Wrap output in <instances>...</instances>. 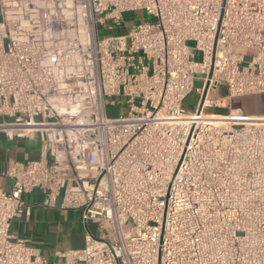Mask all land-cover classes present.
Instances as JSON below:
<instances>
[{
	"label": "built area",
	"instance_id": "obj_1",
	"mask_svg": "<svg viewBox=\"0 0 264 264\" xmlns=\"http://www.w3.org/2000/svg\"><path fill=\"white\" fill-rule=\"evenodd\" d=\"M256 94L264 0H0V134L39 144L0 173V264H48L10 230L33 191L84 227L59 264H264V116L228 106Z\"/></svg>",
	"mask_w": 264,
	"mask_h": 264
},
{
	"label": "crops",
	"instance_id": "obj_2",
	"mask_svg": "<svg viewBox=\"0 0 264 264\" xmlns=\"http://www.w3.org/2000/svg\"><path fill=\"white\" fill-rule=\"evenodd\" d=\"M235 101L237 107L233 105ZM228 106L234 115L264 116V94L233 98ZM38 151L39 144L33 140H7L3 134H0V173L13 160L35 159ZM9 186L10 181L0 176V188L8 189ZM23 199L31 207L30 216L13 220L10 230L13 234L29 239L38 247L48 264H59L57 253L83 247L84 227L79 221V216L75 224L82 225V233L76 235L72 228L73 224L66 222L72 211H61L58 208V201L55 208H45L42 205V195L38 191L24 195Z\"/></svg>",
	"mask_w": 264,
	"mask_h": 264
},
{
	"label": "rangeland",
	"instance_id": "obj_3",
	"mask_svg": "<svg viewBox=\"0 0 264 264\" xmlns=\"http://www.w3.org/2000/svg\"><path fill=\"white\" fill-rule=\"evenodd\" d=\"M146 19H151L146 15V13L143 10L139 11H129V12H124L122 14V21L119 26H114L113 29L108 30V29H102L101 27L98 28V35L97 38L101 39L104 37H111V36H117L121 35L126 32L127 27L130 26L132 23H137V22H142ZM111 24L110 22H107V25ZM190 46L192 45L191 43L189 44ZM197 53H195V58L196 60L198 59ZM202 85V82L200 80H195L194 81V88H199ZM225 85L221 83L217 90L214 92L212 95L213 98H220L225 95ZM197 93L195 90L186 98V100L183 102V108L187 112H193L196 109V102H197ZM237 102H234V106L237 107ZM206 113H226V110L222 109H209L205 111ZM108 115L111 117H115L118 115V111L116 109H110L108 111ZM60 198L58 199L59 202ZM73 213V214H72ZM79 216V213L77 212H71V214L68 217V220L66 222L73 224L72 228L76 232V235H81L82 233V225L81 224H75L77 222V218ZM93 228V227H91ZM94 232V231H93ZM96 232H94L95 234ZM96 235V234H95Z\"/></svg>",
	"mask_w": 264,
	"mask_h": 264
},
{
	"label": "water",
	"instance_id": "obj_4",
	"mask_svg": "<svg viewBox=\"0 0 264 264\" xmlns=\"http://www.w3.org/2000/svg\"><path fill=\"white\" fill-rule=\"evenodd\" d=\"M206 89H207V86H206V88H205V92H206ZM205 92H204V94H203V97L205 96ZM201 102H203V99H202V101Z\"/></svg>",
	"mask_w": 264,
	"mask_h": 264
}]
</instances>
